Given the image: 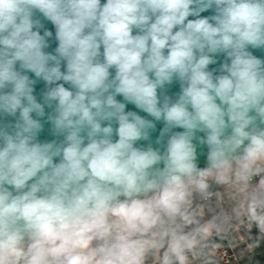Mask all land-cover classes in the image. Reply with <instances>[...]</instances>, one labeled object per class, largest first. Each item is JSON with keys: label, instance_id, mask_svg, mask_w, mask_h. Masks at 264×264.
<instances>
[{"label": "clouds", "instance_id": "obj_1", "mask_svg": "<svg viewBox=\"0 0 264 264\" xmlns=\"http://www.w3.org/2000/svg\"><path fill=\"white\" fill-rule=\"evenodd\" d=\"M253 50L264 51V0H0V264L255 254Z\"/></svg>", "mask_w": 264, "mask_h": 264}, {"label": "water", "instance_id": "obj_2", "mask_svg": "<svg viewBox=\"0 0 264 264\" xmlns=\"http://www.w3.org/2000/svg\"><path fill=\"white\" fill-rule=\"evenodd\" d=\"M207 13H205V15H206ZM49 27H50V25H49ZM253 53L255 54V55H257L258 57H261V58H264V51H261V50H253ZM222 59V58H221ZM210 67H216V66H210ZM30 75H33V74H30ZM43 88H44V84H43V82L42 81H39L38 82V84H37V92H36V94H37V96H38V99H39V96H40V92L43 90ZM176 91H178V85H174L173 87H172V89H171V92H176ZM118 99H119V97H118ZM128 107H129V109H131V108H133V106L132 105H128ZM138 114H140V115H142V116H145L146 118H148V119H152L151 117H147V114H145V113H142V112H139ZM156 124H157V128H156V131H154V132H152L151 133V136H152V141H153V143H154V141H155V138L158 136V134H159V130L162 128V122H156ZM46 128H47V126H46ZM51 137L49 136V134H48V132L47 131H45V133L43 134V136H42V139H50ZM140 143H142V144H144V143H147V142H140ZM203 163H204V161H203V159H201V165H203Z\"/></svg>", "mask_w": 264, "mask_h": 264}, {"label": "crops", "instance_id": "obj_3", "mask_svg": "<svg viewBox=\"0 0 264 264\" xmlns=\"http://www.w3.org/2000/svg\"><path fill=\"white\" fill-rule=\"evenodd\" d=\"M242 247L233 249L241 264H264V246L258 249L255 254H242Z\"/></svg>", "mask_w": 264, "mask_h": 264}, {"label": "built area", "instance_id": "obj_4", "mask_svg": "<svg viewBox=\"0 0 264 264\" xmlns=\"http://www.w3.org/2000/svg\"><path fill=\"white\" fill-rule=\"evenodd\" d=\"M226 203L227 201L225 200V204ZM229 261L231 262V264H241L240 259L236 257L235 253L233 252V249L227 251L226 255L224 256V260L222 261V264H225V262Z\"/></svg>", "mask_w": 264, "mask_h": 264}]
</instances>
